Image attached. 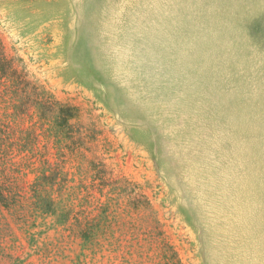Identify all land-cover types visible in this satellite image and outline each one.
<instances>
[{
  "label": "rangeland",
  "instance_id": "obj_1",
  "mask_svg": "<svg viewBox=\"0 0 264 264\" xmlns=\"http://www.w3.org/2000/svg\"><path fill=\"white\" fill-rule=\"evenodd\" d=\"M0 59L79 111L1 101L0 264H264V0H0Z\"/></svg>",
  "mask_w": 264,
  "mask_h": 264
},
{
  "label": "trees",
  "instance_id": "obj_2",
  "mask_svg": "<svg viewBox=\"0 0 264 264\" xmlns=\"http://www.w3.org/2000/svg\"><path fill=\"white\" fill-rule=\"evenodd\" d=\"M5 62L4 59H0V77L6 81L10 79L13 81V84L18 83L16 73L10 74V69L3 64ZM11 63V60L8 61ZM35 93L33 97L27 94L26 99L20 97V91L16 88L14 91L10 90L7 92L8 96L3 98L0 94V104L1 101L5 100L8 105V109H12L11 116L21 117L28 115L30 111L36 112L40 119L42 116H45L46 112L51 110V121L53 122V127H55L58 132V136H65L67 133L65 132V127L68 125L71 119H75L79 117V111L74 107H69L67 105H63L59 101L53 99L52 95H47V93H42V89H35ZM42 94L45 100H42ZM2 132L0 133V144L3 142ZM6 140V139H5ZM81 140V139H79ZM24 151L27 147H22ZM11 150V149H10ZM8 151V150H7ZM5 153V152H4ZM169 264H182L180 259H177L173 255V258H170Z\"/></svg>",
  "mask_w": 264,
  "mask_h": 264
}]
</instances>
